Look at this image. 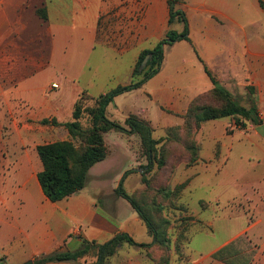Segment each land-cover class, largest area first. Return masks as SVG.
Here are the masks:
<instances>
[{"label": "crops", "instance_id": "0c3cea01", "mask_svg": "<svg viewBox=\"0 0 264 264\" xmlns=\"http://www.w3.org/2000/svg\"><path fill=\"white\" fill-rule=\"evenodd\" d=\"M253 2L186 0L183 5L190 26L188 42L204 63L211 60L224 87L226 75L221 73L234 70L235 48L221 49L219 43L228 38L226 30L232 43L249 34L251 21L240 18L249 15L252 6L264 12L260 0ZM169 18V0H0V264H37L55 251L79 248L84 239L102 244L123 232L138 243L152 241L134 208L132 226L124 225V197L116 194L107 205L101 203V195H106L102 186L95 194L86 185L60 201L50 200L38 179L43 163L37 146L45 144L40 138L55 126L40 121L69 120L82 91L99 96L130 83L140 53L153 48L170 28L183 30L181 23L179 28L170 25ZM186 71L182 67L176 78L153 77L140 88L145 87L146 97L156 104L184 112L194 96L214 86L205 73L190 87H175ZM126 93L115 98L116 109ZM134 107L123 109L131 110L125 118L135 113ZM112 111L110 118H119ZM5 129L17 131L4 136ZM137 229L148 235L143 241Z\"/></svg>", "mask_w": 264, "mask_h": 264}, {"label": "rangeland", "instance_id": "374dc122", "mask_svg": "<svg viewBox=\"0 0 264 264\" xmlns=\"http://www.w3.org/2000/svg\"><path fill=\"white\" fill-rule=\"evenodd\" d=\"M260 6L264 8V0H260ZM240 21H251L249 34L232 43L231 32L226 30L228 38L219 43L221 49L235 48L234 70L226 74L223 69L221 75L226 77L222 82L242 105L249 107L252 98L257 100L263 126L246 121V127L240 128L236 125L237 118L232 116L197 124L186 115L199 94L190 100L184 112L178 113L151 101L150 96L147 98L145 87L123 95L119 110L114 101L110 104L108 117L113 110L112 115L119 117L115 120L123 126L131 111L123 109L136 106L135 113L129 115L150 123L153 137L159 141L161 162L155 163L150 171L145 168L149 162L138 133L111 130L105 134L108 155L91 170L88 192L95 194V188L102 186L106 195H101V203L107 205L124 178L123 188L154 221L158 232L157 238L151 236L149 246L123 242L105 259V264H228L216 260L211 252L231 241L238 256L237 264H264V12L252 6L250 14ZM174 25L179 28L180 23ZM176 42L165 46L163 64L153 77L176 78L185 67L187 71L181 77L184 79L177 78L175 87H190L207 74L205 65L187 40ZM208 62L209 65L205 62L208 69L218 75L211 60ZM129 95L130 99L125 97ZM198 103L222 104L210 92L199 98ZM86 104L93 105V101ZM88 121L86 115L82 122L86 125ZM16 131L5 129L4 136ZM40 139V143H51L71 137L64 126H51ZM75 142L79 144V140ZM123 201L124 225L132 226L129 218L133 207L125 198ZM144 235L148 236L138 230V239L143 241ZM96 254L92 251L67 264H96Z\"/></svg>", "mask_w": 264, "mask_h": 264}, {"label": "trees", "instance_id": "16d2710c", "mask_svg": "<svg viewBox=\"0 0 264 264\" xmlns=\"http://www.w3.org/2000/svg\"><path fill=\"white\" fill-rule=\"evenodd\" d=\"M185 2L186 0H169L170 25L179 22L183 24L184 28L182 31L170 28L153 48L145 49L140 53L134 66L130 83L119 85L99 96H94L87 90L82 91L74 104L72 119L69 121L62 123L56 118H44L41 120L42 124L64 126L71 137L70 140L37 146L38 154L43 163V169L38 173V179L44 193L50 200L60 201L86 187L90 169L98 162L106 159L108 155L105 134L111 130L138 133L140 135L149 162L145 167L148 171L151 170L155 163L161 162L158 149L159 141L153 137V129L150 123L137 115H129L125 119L126 126H123L117 120L108 117L107 108L118 95L140 88L159 72L165 58L166 45H172L176 41L183 39L191 42L189 21L183 9ZM177 6L178 8H176ZM199 58L203 62L201 57ZM204 65L205 71L214 86L212 90L198 95L189 107L186 117L199 124L208 120L232 116L237 118L236 125L240 128L246 127V121L256 125L262 124L260 110L256 101L252 99L249 107L242 105L220 83L205 63ZM209 92L212 96L219 98L222 102L220 106L210 103H198L199 98ZM88 100H92L93 105H87L86 101ZM86 115L89 121L84 125L82 121ZM76 140H79V144H76ZM130 171H127L125 175L129 174ZM123 179L116 189L117 194L124 197L132 205L146 223L150 234L157 238L158 232L154 221L144 211L138 201L123 188ZM123 242L142 247L150 245L138 243L129 233L123 232L102 244L84 239L79 248L55 251L39 258L37 264L78 261L92 251L97 253L96 264H105V259L113 255ZM233 243L234 241H231L219 248L213 253V257L228 264H237L238 256L236 255V250L233 249Z\"/></svg>", "mask_w": 264, "mask_h": 264}, {"label": "water", "instance_id": "95a60500", "mask_svg": "<svg viewBox=\"0 0 264 264\" xmlns=\"http://www.w3.org/2000/svg\"><path fill=\"white\" fill-rule=\"evenodd\" d=\"M26 264H34V262L32 260H30L29 262H27Z\"/></svg>", "mask_w": 264, "mask_h": 264}, {"label": "built area", "instance_id": "2783aa9c", "mask_svg": "<svg viewBox=\"0 0 264 264\" xmlns=\"http://www.w3.org/2000/svg\"><path fill=\"white\" fill-rule=\"evenodd\" d=\"M260 115H261V113H260Z\"/></svg>", "mask_w": 264, "mask_h": 264}]
</instances>
